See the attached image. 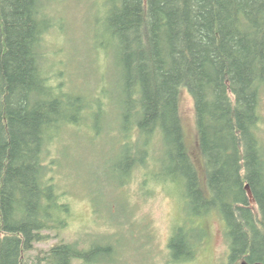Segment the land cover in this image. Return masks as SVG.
<instances>
[{
  "label": "trees",
  "instance_id": "obj_1",
  "mask_svg": "<svg viewBox=\"0 0 264 264\" xmlns=\"http://www.w3.org/2000/svg\"><path fill=\"white\" fill-rule=\"evenodd\" d=\"M50 2L0 0V264H29L47 231L67 227L70 204L49 176L47 149L64 128L86 119L91 127L92 114L102 111L101 102L95 110L45 69V38L55 25ZM99 6L105 12L99 44L116 49L125 174L146 163L131 150L149 156L158 139L162 173L185 186L191 222L170 237L171 261L195 258L206 231L194 228L192 218L216 211L232 249L227 264H264V147L257 133L264 0H102ZM184 88L195 102L206 186L186 144ZM112 250L61 241L36 255V263L98 264Z\"/></svg>",
  "mask_w": 264,
  "mask_h": 264
},
{
  "label": "rangeland",
  "instance_id": "obj_2",
  "mask_svg": "<svg viewBox=\"0 0 264 264\" xmlns=\"http://www.w3.org/2000/svg\"><path fill=\"white\" fill-rule=\"evenodd\" d=\"M50 1L55 25L45 38V69L53 83L78 90L95 110L101 102L102 111L92 114L91 127L90 119H86L77 127L64 128L48 146L49 176L71 210L66 228L47 231L49 238L35 244L29 252V264H47L42 260L36 263V255L61 241H78L82 247L111 245L113 250L99 257L98 264H227V225L216 211L192 218L194 228L206 231L195 258L171 261L170 237L175 229L191 222L185 186L183 179L174 180L162 173L164 161L159 158L163 157L154 149L159 146L158 139L152 142L149 156L148 151L139 154L131 150L134 157H142L146 163L135 167L129 177L125 174L120 119L123 95L116 49L99 44L105 37L99 22L105 12L98 10L102 0ZM179 102L186 144L206 186L194 98L184 88ZM260 116L257 133L264 147V90ZM135 139L134 130L130 140ZM120 162L122 167H118Z\"/></svg>",
  "mask_w": 264,
  "mask_h": 264
},
{
  "label": "flooded vegetation",
  "instance_id": "obj_3",
  "mask_svg": "<svg viewBox=\"0 0 264 264\" xmlns=\"http://www.w3.org/2000/svg\"><path fill=\"white\" fill-rule=\"evenodd\" d=\"M231 252H232V249H231V247H230V257H231ZM243 261H247V260H244V259H239L238 260V264H241ZM248 262V261H247ZM250 263V262H249ZM254 263H256V262H254Z\"/></svg>",
  "mask_w": 264,
  "mask_h": 264
},
{
  "label": "water",
  "instance_id": "obj_4",
  "mask_svg": "<svg viewBox=\"0 0 264 264\" xmlns=\"http://www.w3.org/2000/svg\"><path fill=\"white\" fill-rule=\"evenodd\" d=\"M241 264H263V263L262 262L249 263L247 261H243Z\"/></svg>",
  "mask_w": 264,
  "mask_h": 264
}]
</instances>
